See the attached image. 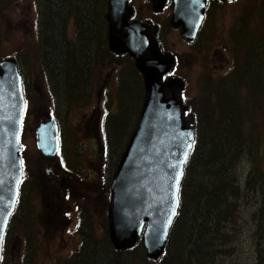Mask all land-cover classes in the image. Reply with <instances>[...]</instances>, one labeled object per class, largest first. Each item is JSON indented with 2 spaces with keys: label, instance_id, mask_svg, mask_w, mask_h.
Returning <instances> with one entry per match:
<instances>
[{
  "label": "rangeland",
  "instance_id": "374dc122",
  "mask_svg": "<svg viewBox=\"0 0 264 264\" xmlns=\"http://www.w3.org/2000/svg\"><path fill=\"white\" fill-rule=\"evenodd\" d=\"M129 7H132L136 13L135 20L150 22L151 26L157 27V39L164 53L174 56L177 61L173 77L184 84L181 94L187 106L191 107L192 112L189 114L193 118L196 115L202 117V121L205 116H212V114L214 116L212 118L217 119V94L220 84L235 68H241L238 64V56L245 52L251 54L256 46L260 47V52H264V0H235L223 4L214 2L210 7L207 6L204 24L200 27L192 44L183 41L180 38V29H173L169 24L172 0H169L166 9L158 14L152 11L149 2L141 0H131ZM106 9L107 0H105V13ZM73 29L74 26L70 21L66 30L68 42L75 40L76 32ZM105 36L107 48V24ZM80 45L81 41L77 46ZM40 55L35 0H0V62L8 58L17 62L25 79L26 99L20 134L22 146L20 157L26 179L22 187L24 200L23 203L18 204V210L12 218L9 237L2 254V264H24L25 257L29 258L32 264L79 263L76 260L83 247V234H53L52 232L55 220L63 221L62 224H58L62 230L66 227L63 223L69 218L57 213L48 215L46 211L47 195L41 191L44 161L35 148L34 131L37 124L40 121V123L45 122L48 117H56L62 130V147L67 165L70 168L83 167L80 171L83 174L87 171L89 174L87 179L83 180L85 183L79 184V187L83 189L82 204L92 212L99 211L98 216L89 212L85 217L94 232L90 234L91 242H96L92 244L97 246L99 243H104L106 237L109 241L108 234H102L100 223L104 218L103 209L101 206L97 208V205L102 200H105L107 204L110 186L108 184L107 188V179L111 171L116 168L123 153L119 155L115 166L113 161L108 160L110 144L106 147V142L103 140L102 124L108 115L105 121L109 128L112 126L113 155L116 156L121 148H119L120 145H115V141L123 144L127 139L130 126L134 120L135 126L143 103L142 77L134 68L133 60L128 56L118 57L111 54L118 58L114 61L104 60L93 68L92 75L86 84L85 102L76 100L80 103H73L72 100L65 106L64 102L59 100L58 104L50 92L47 75L41 69L43 66L39 61ZM67 90L69 94H72L70 88ZM225 90L228 89L225 88ZM64 98L66 97H63V100ZM208 103L215 107V115L212 108L201 111L202 106ZM239 123L245 147L233 176L236 179V185L243 191L252 165L264 173V138L258 135L260 131H264V110L261 105L254 108L250 130H248L250 124L244 123L242 126V121ZM217 128L219 130L220 127L217 126ZM110 137L112 139L111 134ZM104 147L105 150L108 148L106 160L102 157ZM212 151L213 155H216V148ZM113 158L115 161L116 157ZM29 176L35 177L32 183L30 181L31 184H27ZM197 181H201L204 185L202 177ZM258 197L259 192H249L239 193L235 201L227 200L233 205L232 211H234L233 213L229 211L228 217L231 213L232 215L229 219L227 217L220 233L216 248V254L220 258L217 259L216 264H255L253 240L257 231L255 222L258 213ZM27 203L34 205L30 208L33 209V214L28 221L24 215ZM93 203L94 206H90ZM195 204L198 205V200ZM28 209L27 207V211ZM73 217L74 215L71 216L72 222L75 221ZM189 223L190 221L187 224ZM188 227L189 225L186 229ZM188 242L182 241L180 246H183V249L177 250L176 255L179 259L188 260V264H193L185 249ZM123 259L128 258L123 257ZM160 261L147 262L159 264Z\"/></svg>",
  "mask_w": 264,
  "mask_h": 264
},
{
  "label": "water",
  "instance_id": "95a60500",
  "mask_svg": "<svg viewBox=\"0 0 264 264\" xmlns=\"http://www.w3.org/2000/svg\"><path fill=\"white\" fill-rule=\"evenodd\" d=\"M160 13L169 0H141ZM219 4L235 0H210ZM129 0H107V48L127 55L143 81V103L132 134L115 168L108 195V235L115 252L130 251L139 242L147 261L163 257L179 209L184 170L194 146L195 120L182 103L184 84L167 77L174 58L162 52L157 27L131 21ZM169 21L180 38L192 44L204 19L207 0H172ZM167 77L165 80H163ZM25 100L17 63L0 62V263L5 233L22 181L19 136ZM36 148L46 158L59 147L55 121L35 131Z\"/></svg>",
  "mask_w": 264,
  "mask_h": 264
},
{
  "label": "trees",
  "instance_id": "16d2710c",
  "mask_svg": "<svg viewBox=\"0 0 264 264\" xmlns=\"http://www.w3.org/2000/svg\"><path fill=\"white\" fill-rule=\"evenodd\" d=\"M35 2L37 38L41 53L39 61L43 66L41 69L47 75L50 92L58 104L59 100L63 101L65 106L72 100L73 103H80L82 100L85 102L86 84L93 68L104 60L114 61L119 57L109 54L106 48L105 0H35ZM211 4L209 3L208 7ZM70 21L74 26L73 31L76 32L75 40L72 42L66 39ZM79 41L81 45L78 47ZM238 58L241 68L237 65L238 68L220 84L217 94V119L212 118L213 114L205 116L203 121L202 117L197 115L194 117L193 151L184 170L179 194L180 206L174 226L169 232L161 264H188V260L179 259L176 255L177 250L183 249L180 245L184 240L189 241L185 249L193 264H216L220 258L216 254L220 233L229 211L232 213L234 211L233 205L227 200L235 201L239 193L249 192H259L255 222L257 231L254 234L253 247L255 264H264V173L252 165L243 191L236 185L233 176L245 147L239 122L242 121V126L244 123L250 124L248 127L250 130L254 108L261 105L264 110V52H260V47L256 46L251 54L245 52ZM18 71L25 89V79L19 68ZM78 81L80 83H77ZM67 88H70L72 94L66 91ZM63 97L66 98L63 100ZM183 104L191 113V107L187 106L184 100ZM209 108L213 109L215 115V107L209 103L202 106L201 111L203 109L207 111ZM106 117L102 124L103 134L106 147L110 144L109 158L115 166L128 142L135 120L123 144L115 141V145H120L121 151L114 156L112 126L109 128L106 125ZM217 126L220 127L219 130ZM258 135L264 138V131H260ZM213 148H216V155H213ZM113 157H116L115 161ZM114 170L115 168L110 173V181ZM201 177L204 185L197 181L201 180ZM23 200L24 190L21 188L20 202L23 203ZM197 200L198 205L195 204ZM12 220L5 234L4 245L9 237ZM92 243L96 242H91L90 234H83V247L76 260L78 264H150L145 259L141 243L126 252H115L107 237L104 243L97 246ZM24 264L32 263L25 257Z\"/></svg>",
  "mask_w": 264,
  "mask_h": 264
},
{
  "label": "flooded vegetation",
  "instance_id": "af4514ba",
  "mask_svg": "<svg viewBox=\"0 0 264 264\" xmlns=\"http://www.w3.org/2000/svg\"><path fill=\"white\" fill-rule=\"evenodd\" d=\"M130 2H129V5H130ZM130 8L133 11L132 21H137L135 20V17H136L135 11L133 10L132 7ZM176 62L177 61L175 60L174 72L176 70ZM52 119L55 120L56 118L48 117V119L43 123L46 124L48 121ZM55 121L57 125L58 140H59L58 152L53 157L46 158L45 156H43L41 152L37 151L40 155V158L44 161L43 163L44 165H43V169L41 173V185H42L41 191L42 193L44 192L47 195L46 200H45L46 211L48 215L57 213L59 215L63 214L64 217L69 218L67 222L63 223L65 224L66 227L62 230L58 227V224L59 223L62 224L63 221L59 219L55 220L53 222L54 230L52 232L53 234H94V232H92L91 224L85 219V217L89 212L93 213L95 216H98L99 211L95 210L94 212H92L86 206L82 204L81 198L83 195V189L79 187V184L85 183L83 180L85 178L87 179V175L89 174L87 173V171H84V174L82 171H80V170H83L82 169L83 167L70 168L67 165V162L64 157L63 147H62V130H61V127H59L58 125L59 124L58 120H55ZM39 123L37 124L35 131L39 127L40 124H43V123H40V124ZM102 157L104 158V160H106L107 151L105 150V147H104V151L102 150ZM109 159L110 158H108V160ZM22 169L24 171L23 162H22ZM28 179H29V182L27 184H31L35 180V177L29 176ZM109 179H110V176L107 179V188H108V184L111 185V183H109L110 181ZM25 183H26V179L24 178V174H23L20 187H23ZM109 190H110V186H109ZM108 195H109V191H108ZM18 204H19V200L17 201V205L15 207L13 216H15V213L18 210ZM26 206L29 209L27 211V207L26 208L24 207L26 209L24 215L26 216V219L28 221V218H30L33 214V209L31 210L30 208L34 207V205L27 203ZM90 206H94V203ZM99 206L102 207L103 216H104V218L102 219L100 223L102 234L109 235L110 225H109V220L107 218L108 196H107V204L105 200H102L100 201L99 205H97V208ZM105 206H106V209H105ZM72 215H74L73 217V219H75L74 222H72V219H71ZM70 226H72V228H70Z\"/></svg>",
  "mask_w": 264,
  "mask_h": 264
},
{
  "label": "bare ground",
  "instance_id": "6f19581e",
  "mask_svg": "<svg viewBox=\"0 0 264 264\" xmlns=\"http://www.w3.org/2000/svg\"><path fill=\"white\" fill-rule=\"evenodd\" d=\"M143 82V81H142ZM179 210V209H178ZM234 233V232H233Z\"/></svg>",
  "mask_w": 264,
  "mask_h": 264
}]
</instances>
